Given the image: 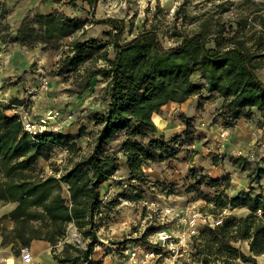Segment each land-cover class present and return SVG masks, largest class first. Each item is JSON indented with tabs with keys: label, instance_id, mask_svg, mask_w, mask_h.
<instances>
[{
	"label": "rangeland",
	"instance_id": "374dc122",
	"mask_svg": "<svg viewBox=\"0 0 264 264\" xmlns=\"http://www.w3.org/2000/svg\"><path fill=\"white\" fill-rule=\"evenodd\" d=\"M75 4L65 0H0V18L14 30L25 16L31 21L34 13L59 11L82 20L90 17L85 1L75 0ZM93 16L112 20L85 23L48 47L38 40L0 38V107L7 114H17L22 124L32 123V133L60 135L48 157L36 160L34 169L43 174L58 176L90 151L102 123L98 118L108 101L107 82L101 74L88 82L86 78L90 70L104 64L102 54L113 57L110 45L94 49L91 57L58 73L59 60L66 53L72 54L74 39L108 41L109 34L120 26L119 38L127 40L144 28H153L163 46L170 47L203 23L214 29L222 26L223 35L231 36L238 22L246 24L247 38H255L264 22V0H97ZM260 62L256 73L264 81V60ZM221 103L217 91L204 87L181 102L167 101L154 111L156 119L152 115L151 119L157 131L153 134L140 136L121 129L106 142V149L117 156L118 166L98 186L101 203L94 216L98 226L92 264H196L191 256L193 240L205 227H213L208 221L215 225L222 215L248 212L246 205L232 202L217 206L213 200L217 192L228 197L245 192L264 195V173L256 176L254 169L256 165L264 167V118L255 112L228 123L220 115ZM158 135L165 140L172 137L169 145L173 152L168 150L162 159L146 160L142 172L132 175L121 149L123 140L129 136L147 141ZM63 193L68 197L66 186ZM14 205L0 201L4 210ZM12 226L8 217L0 220V232L6 233ZM64 239L80 246L87 240L72 222ZM235 244L249 254L247 241ZM30 245L25 246L30 256L27 262H23L21 250L16 254L11 244L0 246V256L31 264ZM56 248L58 252L61 242ZM254 257L256 264H264V253Z\"/></svg>",
	"mask_w": 264,
	"mask_h": 264
},
{
	"label": "trees",
	"instance_id": "16d2710c",
	"mask_svg": "<svg viewBox=\"0 0 264 264\" xmlns=\"http://www.w3.org/2000/svg\"><path fill=\"white\" fill-rule=\"evenodd\" d=\"M65 1L76 5L75 0ZM83 1L90 8V17L84 20L59 11L40 12L34 13L31 21L25 16L12 30L0 18V38L18 42L38 40L48 47L85 23L112 20L94 18L97 0ZM261 23L255 38L245 36L243 22H238V29L231 36L223 35L222 26L214 29L203 23L170 47L163 46L153 28H144L127 40L119 38L120 26L109 34L108 41L92 37L74 39L72 54L66 53L59 60L58 73L91 57L94 49L97 51L105 45L113 49L111 58L106 53L100 54L104 64L90 70L86 78L88 82L93 75L101 74L107 82L108 101L98 118L101 127L86 155L75 159L58 176L43 174L41 170L35 171L36 160L40 156L48 157L51 146L60 142V135L51 131L29 132L17 114H7L0 107V201L15 203L1 216L11 219L13 226L6 233L0 232V245L11 244L17 254L32 240L42 239L50 243L52 256L61 264L95 262L91 252L97 240L98 224L94 216L101 203L98 186L118 166V158L106 149V142L121 129L140 136L153 134L157 131L151 119L154 111L167 101L181 102L204 87L222 97L220 115L226 122L241 116L249 118L255 112L264 118V81L256 73L264 60V22ZM171 139L165 140L162 135L150 136L147 141L126 137L121 149L129 172L140 173L146 160L162 159L168 150L173 152ZM254 169L256 176L264 173V167L256 165ZM64 186L68 197L63 193ZM213 200L219 207L227 202L246 205L248 212L242 216L222 215L213 227L202 229L192 244L194 262L256 264L254 255L264 253V195L245 192L228 197L217 192ZM71 222L82 238H87L84 246L64 239ZM240 240L247 241L249 254L235 244Z\"/></svg>",
	"mask_w": 264,
	"mask_h": 264
},
{
	"label": "crops",
	"instance_id": "0c3cea01",
	"mask_svg": "<svg viewBox=\"0 0 264 264\" xmlns=\"http://www.w3.org/2000/svg\"><path fill=\"white\" fill-rule=\"evenodd\" d=\"M13 207H9V209L10 208L12 209ZM7 212H8V209L4 210L3 207L0 208V218L4 213H7ZM10 223H12V222L10 221ZM0 240H1V238H0ZM49 247H50V244L46 240H42V239L33 240L32 244L30 245V250H31L32 256H33V261L31 264H57L58 262L52 256V253H51V255H49L47 252Z\"/></svg>",
	"mask_w": 264,
	"mask_h": 264
},
{
	"label": "built area",
	"instance_id": "2783aa9c",
	"mask_svg": "<svg viewBox=\"0 0 264 264\" xmlns=\"http://www.w3.org/2000/svg\"><path fill=\"white\" fill-rule=\"evenodd\" d=\"M24 128L29 131V132H32V129L31 127H33L34 125L32 123H30L29 121H26L24 124ZM43 127V126H41ZM208 225L209 226H214V221H208ZM194 231V230H192ZM21 252H22V259H23V262H27L30 260V256L29 254L26 252L27 251V248L25 247H21L20 248ZM133 254V253H132ZM0 264H21L19 263L18 261L15 260V258L11 257V260H8L7 259V256H0Z\"/></svg>",
	"mask_w": 264,
	"mask_h": 264
},
{
	"label": "bare ground",
	"instance_id": "6f19581e",
	"mask_svg": "<svg viewBox=\"0 0 264 264\" xmlns=\"http://www.w3.org/2000/svg\"><path fill=\"white\" fill-rule=\"evenodd\" d=\"M154 115H155V114H154ZM154 117H155V116L152 115V118H154ZM157 117H158V116H157ZM154 119H156V117H155ZM158 119H159V118H158Z\"/></svg>",
	"mask_w": 264,
	"mask_h": 264
}]
</instances>
